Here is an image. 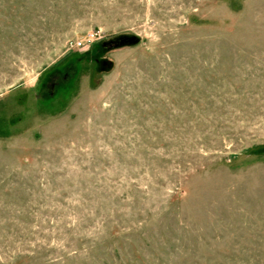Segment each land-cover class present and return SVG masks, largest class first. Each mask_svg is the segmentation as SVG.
Listing matches in <instances>:
<instances>
[{
	"label": "rangeland",
	"instance_id": "rangeland-1",
	"mask_svg": "<svg viewBox=\"0 0 264 264\" xmlns=\"http://www.w3.org/2000/svg\"><path fill=\"white\" fill-rule=\"evenodd\" d=\"M0 264H264V0H0Z\"/></svg>",
	"mask_w": 264,
	"mask_h": 264
},
{
	"label": "built area",
	"instance_id": "built-area-1",
	"mask_svg": "<svg viewBox=\"0 0 264 264\" xmlns=\"http://www.w3.org/2000/svg\"><path fill=\"white\" fill-rule=\"evenodd\" d=\"M75 44H76V46H83L82 42H80V41L76 42Z\"/></svg>",
	"mask_w": 264,
	"mask_h": 264
}]
</instances>
